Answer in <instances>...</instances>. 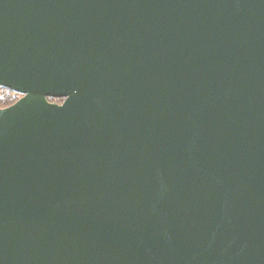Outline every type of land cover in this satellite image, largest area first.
<instances>
[{"label":"water","instance_id":"obj_1","mask_svg":"<svg viewBox=\"0 0 264 264\" xmlns=\"http://www.w3.org/2000/svg\"><path fill=\"white\" fill-rule=\"evenodd\" d=\"M0 85V264H264V0H0Z\"/></svg>","mask_w":264,"mask_h":264},{"label":"trees","instance_id":"obj_2","mask_svg":"<svg viewBox=\"0 0 264 264\" xmlns=\"http://www.w3.org/2000/svg\"><path fill=\"white\" fill-rule=\"evenodd\" d=\"M0 107H5L8 106L12 103H14L21 94L13 91L12 89L6 87V86H2L0 85ZM49 100L51 101H59V103H61L64 99V97H54V96H50L48 97Z\"/></svg>","mask_w":264,"mask_h":264},{"label":"rangeland","instance_id":"obj_3","mask_svg":"<svg viewBox=\"0 0 264 264\" xmlns=\"http://www.w3.org/2000/svg\"><path fill=\"white\" fill-rule=\"evenodd\" d=\"M0 96H1V94H0ZM55 102V101H54ZM56 102H59V101H56Z\"/></svg>","mask_w":264,"mask_h":264}]
</instances>
